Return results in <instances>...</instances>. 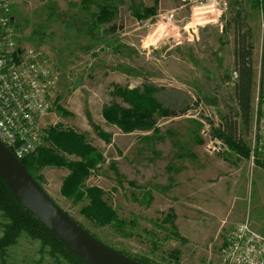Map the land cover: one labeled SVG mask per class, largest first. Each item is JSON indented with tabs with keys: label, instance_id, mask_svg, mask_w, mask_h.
<instances>
[{
	"label": "rangeland",
	"instance_id": "rangeland-1",
	"mask_svg": "<svg viewBox=\"0 0 264 264\" xmlns=\"http://www.w3.org/2000/svg\"><path fill=\"white\" fill-rule=\"evenodd\" d=\"M209 1L9 0L18 47L40 50L56 74L50 111L38 122L40 145L29 155L52 147L51 131L81 134L96 155L83 186L101 190L122 226L94 224L80 212L86 197L61 195L66 167L31 165L37 183L94 237L152 264H214L225 234L245 217L264 234V164L257 154L249 157L264 77V9L255 0ZM101 5L114 10L102 24L94 20ZM148 7L153 11L143 13ZM236 31L251 44L246 126L234 99ZM134 88L183 113L154 110L149 129L122 131L101 111L112 103L129 107L114 91ZM224 116L236 120L233 140L222 134ZM5 222L0 212V234ZM0 264L74 263L20 233Z\"/></svg>",
	"mask_w": 264,
	"mask_h": 264
},
{
	"label": "trees",
	"instance_id": "trees-1",
	"mask_svg": "<svg viewBox=\"0 0 264 264\" xmlns=\"http://www.w3.org/2000/svg\"><path fill=\"white\" fill-rule=\"evenodd\" d=\"M264 9V0H255ZM113 9L110 5H101L94 16L96 23H106L113 17ZM152 8L143 9V13L152 12ZM136 14V13H135ZM142 14L141 16H144ZM137 17H139L136 14ZM251 44L242 33L235 32L233 39V69L235 72L234 99L236 103V114L244 126L249 120L250 110V91L252 83L251 69ZM122 96L129 107L122 108L116 104L105 106L102 117L124 132L134 128L149 129L152 126L151 113L156 110L160 116H174L176 113L168 108H161L148 93H138L134 88L122 94L119 89L114 93ZM222 134L233 140L235 136L236 120L233 117H222ZM52 147L40 148L38 154L33 158L31 155L19 159L22 166L38 182L31 171V165L41 167L44 165L64 166L68 173L63 177L60 185L61 195L70 198L72 201H80L83 197L87 198V203L80 208V212L98 226L111 223L114 227H121L122 220L117 217L115 212L105 205L100 199L101 190L96 186H83V180L88 174V169L93 167L96 155L90 154L94 151L87 143H84L83 136L71 130L51 131ZM225 140V139H224ZM226 141V140H225ZM238 149V148H237ZM241 151V149H238ZM242 152V151H241ZM60 153L74 154L78 160H68ZM248 156L244 149L242 152ZM39 183V182H38ZM0 212L6 218L2 225L0 234V255L5 248L12 244L20 233L37 239L42 246L48 247L53 255H58L63 259L71 260L74 264H85L79 257L71 253L45 226L38 222L29 212H27L11 195L6 186L0 180ZM122 253L145 264H152L139 256H134L127 252Z\"/></svg>",
	"mask_w": 264,
	"mask_h": 264
},
{
	"label": "built area",
	"instance_id": "built-area-1",
	"mask_svg": "<svg viewBox=\"0 0 264 264\" xmlns=\"http://www.w3.org/2000/svg\"><path fill=\"white\" fill-rule=\"evenodd\" d=\"M8 6L9 0H0V141L21 159L40 145L38 122L48 111L56 74L40 50L18 47ZM262 28L260 63L264 71V21ZM259 84L257 129L249 157L257 154L264 164V77ZM214 264H264V234L246 218L235 223L225 234Z\"/></svg>",
	"mask_w": 264,
	"mask_h": 264
},
{
	"label": "water",
	"instance_id": "water-1",
	"mask_svg": "<svg viewBox=\"0 0 264 264\" xmlns=\"http://www.w3.org/2000/svg\"><path fill=\"white\" fill-rule=\"evenodd\" d=\"M0 180L15 200L85 264H145L75 223L0 141Z\"/></svg>",
	"mask_w": 264,
	"mask_h": 264
},
{
	"label": "crops",
	"instance_id": "crops-1",
	"mask_svg": "<svg viewBox=\"0 0 264 264\" xmlns=\"http://www.w3.org/2000/svg\"><path fill=\"white\" fill-rule=\"evenodd\" d=\"M53 89H54V87L52 88V90H51L50 93H49V96H48V99H49V100H50V96H51V93H52ZM49 111H50V109L48 108L47 115H48ZM47 115H45L44 117H42V119L40 120V122L43 121ZM43 118H44V119H43ZM236 154L239 156V153H238V152H236ZM242 155H243V154H241L240 157H242ZM245 218H246V217H245Z\"/></svg>",
	"mask_w": 264,
	"mask_h": 264
}]
</instances>
